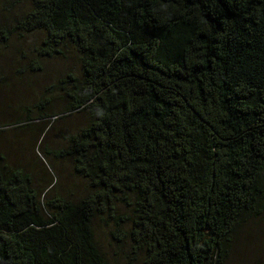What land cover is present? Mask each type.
Segmentation results:
<instances>
[{
  "label": "trees",
  "instance_id": "16d2710c",
  "mask_svg": "<svg viewBox=\"0 0 264 264\" xmlns=\"http://www.w3.org/2000/svg\"><path fill=\"white\" fill-rule=\"evenodd\" d=\"M2 2L21 12L0 49L40 34L17 78L69 51L79 72L0 123V264H109L96 221L125 264H228L264 220V0ZM58 122L75 130L52 147ZM26 131L38 157L14 159ZM65 162L79 197L52 174Z\"/></svg>",
  "mask_w": 264,
  "mask_h": 264
},
{
  "label": "rangeland",
  "instance_id": "374dc122",
  "mask_svg": "<svg viewBox=\"0 0 264 264\" xmlns=\"http://www.w3.org/2000/svg\"><path fill=\"white\" fill-rule=\"evenodd\" d=\"M2 3L0 0V25H10L11 18L21 10L14 9L8 13L6 8H2ZM39 39L40 34L23 38L13 34L7 47L0 49V76L3 78V81L0 82V123L6 125L5 127L13 124L20 115H23L24 108L35 105L48 84L53 83L67 72H79L77 58L72 51H69L62 59L46 61L44 71L37 76L26 70L20 78H17L20 74L15 71L21 66L27 65L28 61L32 59V44L39 42ZM53 126V130L46 139L47 144L52 147L60 146L63 143L60 135L66 131L75 130L72 123L58 122L53 123ZM29 133L27 137L24 134L21 135L13 145L12 157L14 159L21 157L23 161L31 160L32 154L38 157V150L35 149L37 138L31 132ZM14 138L17 136L11 130L2 134V139L6 143ZM23 152H25L24 157L22 156ZM44 167L48 172H52L47 164H44ZM52 174L57 177L63 193L76 197L83 193L82 181L72 174L69 162H65ZM94 229L95 238L109 264H125L124 255L117 253L110 240V228L96 221ZM228 264H264V220L251 222L244 228L234 243Z\"/></svg>",
  "mask_w": 264,
  "mask_h": 264
}]
</instances>
